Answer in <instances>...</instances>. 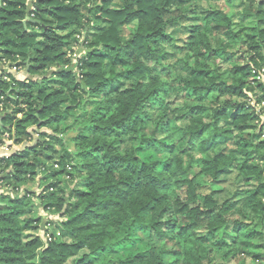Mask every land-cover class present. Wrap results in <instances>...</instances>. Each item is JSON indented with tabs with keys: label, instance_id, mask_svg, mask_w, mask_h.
<instances>
[{
	"label": "clouds",
	"instance_id": "clouds-1",
	"mask_svg": "<svg viewBox=\"0 0 264 264\" xmlns=\"http://www.w3.org/2000/svg\"><path fill=\"white\" fill-rule=\"evenodd\" d=\"M0 264H264V0H0Z\"/></svg>",
	"mask_w": 264,
	"mask_h": 264
}]
</instances>
